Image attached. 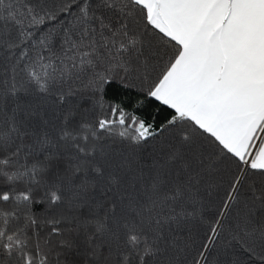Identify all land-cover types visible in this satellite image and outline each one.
<instances>
[{
	"label": "snow or ice",
	"instance_id": "6c2138e0",
	"mask_svg": "<svg viewBox=\"0 0 264 264\" xmlns=\"http://www.w3.org/2000/svg\"><path fill=\"white\" fill-rule=\"evenodd\" d=\"M0 264H264V0H0Z\"/></svg>",
	"mask_w": 264,
	"mask_h": 264
},
{
	"label": "trees",
	"instance_id": "16d2710c",
	"mask_svg": "<svg viewBox=\"0 0 264 264\" xmlns=\"http://www.w3.org/2000/svg\"><path fill=\"white\" fill-rule=\"evenodd\" d=\"M119 99H123L125 101L129 100L128 97H120ZM149 103H151V102H149ZM133 104H134V100L129 102V103H126L125 104L126 109L128 111L134 112L137 116L141 117L146 122H151L152 116L154 115L153 110L151 108H146V107L134 108ZM162 119H163L162 116H157L156 117L157 126H159V124H160Z\"/></svg>",
	"mask_w": 264,
	"mask_h": 264
}]
</instances>
